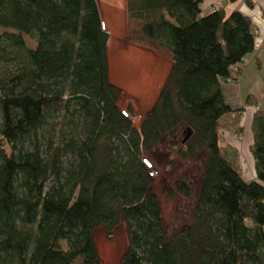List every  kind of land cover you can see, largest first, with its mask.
Wrapping results in <instances>:
<instances>
[{
    "label": "trees",
    "instance_id": "1",
    "mask_svg": "<svg viewBox=\"0 0 264 264\" xmlns=\"http://www.w3.org/2000/svg\"><path fill=\"white\" fill-rule=\"evenodd\" d=\"M203 2L127 0L141 37L172 62L137 127L110 81L97 0H0V264H101L96 231L112 238L121 224L119 264H264V109L251 123L255 180L220 145L223 120L244 110L223 87L256 33L249 16L204 15ZM168 136L186 163L206 154L192 222L170 234L143 163ZM191 185L181 176L169 195L188 198Z\"/></svg>",
    "mask_w": 264,
    "mask_h": 264
},
{
    "label": "rangeland",
    "instance_id": "2",
    "mask_svg": "<svg viewBox=\"0 0 264 264\" xmlns=\"http://www.w3.org/2000/svg\"><path fill=\"white\" fill-rule=\"evenodd\" d=\"M97 1L101 9L104 29L110 37L108 46L110 81L122 91L120 109L127 115L130 114L131 107L135 112L132 120L138 127L156 103L171 70L172 62L170 57L155 44L141 37L139 21H131L129 18L127 0ZM235 75L240 77L237 73ZM247 80L245 78V81ZM230 83L237 84V82ZM255 90H258L256 95L259 96H247V107L244 108L242 115L230 114L223 120L222 124L225 126L222 127L220 138V145L225 154L234 162L246 181L256 179L254 161L250 153L252 113L264 109L263 89L255 87ZM240 92L245 94L242 89ZM241 125L244 127L242 134L238 133V126ZM181 137L184 138L185 135H180L179 139ZM170 139V136L166 137L144 157L152 164V168L143 161L154 179L151 191L160 200L163 224L168 234L191 224L206 166L204 151L193 162L186 163L177 155L179 140L177 147H173ZM237 146L240 148L238 155L235 151ZM181 176H184L186 181L192 182V193L188 198L175 190L173 196L169 195L168 189L173 188ZM95 237L101 264H119L128 245L125 226L121 224L112 238H108L103 230H97ZM77 264H82L81 260Z\"/></svg>",
    "mask_w": 264,
    "mask_h": 264
},
{
    "label": "crops",
    "instance_id": "3",
    "mask_svg": "<svg viewBox=\"0 0 264 264\" xmlns=\"http://www.w3.org/2000/svg\"><path fill=\"white\" fill-rule=\"evenodd\" d=\"M252 2L255 4L252 8L244 0H204L202 4V12L204 15L223 7L228 14L233 11H239L249 16L254 25L256 33V50L253 54L246 57L244 63L240 66V71L236 72L237 76L240 75L237 84L230 83L223 87L226 101L234 109L247 107V96H259L256 95L258 90H255V87H261L263 89L262 94H264V0H252ZM245 78L248 80L245 81ZM244 83H246V85H244ZM241 89L245 94L240 92ZM238 90L240 91L237 92ZM253 115L254 112L252 113V117ZM238 143L241 144L239 140ZM237 147L235 151L238 155L240 148Z\"/></svg>",
    "mask_w": 264,
    "mask_h": 264
},
{
    "label": "water",
    "instance_id": "4",
    "mask_svg": "<svg viewBox=\"0 0 264 264\" xmlns=\"http://www.w3.org/2000/svg\"><path fill=\"white\" fill-rule=\"evenodd\" d=\"M188 138H189V137H188ZM188 138L185 140V142H187ZM185 142H184V143H185Z\"/></svg>",
    "mask_w": 264,
    "mask_h": 264
}]
</instances>
